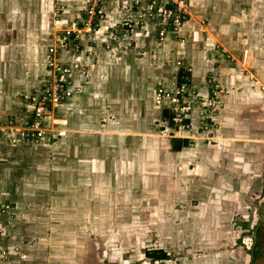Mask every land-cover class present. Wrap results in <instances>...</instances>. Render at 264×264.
<instances>
[{
	"label": "crops",
	"instance_id": "1",
	"mask_svg": "<svg viewBox=\"0 0 264 264\" xmlns=\"http://www.w3.org/2000/svg\"><path fill=\"white\" fill-rule=\"evenodd\" d=\"M210 1L207 5L209 20L217 18L219 22L232 21L238 15V20H242V23L236 21L234 24L238 37L245 31L252 30L253 26L258 33L247 36L234 54H229L220 44L215 45L205 37H201L195 52L191 49L193 43L187 44L186 51L179 52V56L185 55L192 63L190 88L195 95L194 99L198 98L210 106L207 108H202L201 105L193 106L185 120L192 131L183 136H170L168 152L179 158L180 163L187 167L197 183L196 188L199 191L197 193L202 197L196 201H206L208 206L212 205L218 212L224 209L230 218H237L242 222L238 227L242 235L240 255L235 264H264V8L258 7L263 5L262 0H241L243 2L240 4V0ZM87 2L88 0H63L61 11L55 16V0H0V122L6 123L9 118H14L15 122L20 124L31 116L32 107L26 97L39 91L40 86H37V83L43 82L47 77V73H44L45 55L50 45L51 34L55 27H72L75 21L84 17L88 9ZM12 3L15 4L13 8L6 11L3 9L5 4ZM248 3L254 5V10H257L251 16H248L245 10L242 13L240 9ZM211 4L216 5L214 7ZM131 6V0H107L102 8L104 14L95 39H105L104 33L109 32L112 27L130 22L131 26H134V33H137L139 43L146 46L149 43L147 38L149 33L145 34L141 30L143 28L138 27L139 22L140 26L146 25V20L144 23L139 10L135 11ZM192 6L189 2V10L193 8ZM250 8L252 9V6ZM192 18L190 12L179 39H183L186 34L190 37L192 34L195 35L196 31L186 33V28L192 26ZM135 27H138V31ZM48 32L51 33L49 37ZM221 34L222 32L218 31L214 35L221 38ZM230 34L233 35L234 32ZM223 36L226 42L230 41L228 34ZM212 45H215V48L207 52L206 61L204 51ZM141 48L147 52V48ZM220 48L224 49V53ZM109 50H105L106 53L96 50L97 56L95 54V58L92 59L79 57V61L86 66L83 73L78 72L74 76V86L78 87L76 95L81 91V96L75 103L70 102L73 99L68 100L53 114L51 131L55 135L61 134L54 126L55 123H59V126L66 128L64 131L66 134L80 140L77 150L75 148L74 151L71 150L72 152L67 150L65 152L62 149L64 150L62 153L78 156L74 157L76 162L79 161L78 165H86L91 159L102 161L103 147L97 143V139L102 138L104 134L110 135L107 126H99L101 119L94 113L96 107L86 103L97 93L99 86H108L111 94L110 103L118 106L119 101H125L127 104H131L132 101L144 103L148 97H142L138 87L151 89V81L157 80L155 76H150L155 69L149 66V62L141 64L135 60L133 56L136 54L135 49L130 53ZM68 56L63 57L68 60ZM245 61L249 70L245 68ZM144 71L147 72L146 75ZM203 72L207 76L202 81ZM211 75L212 84L207 81ZM142 77H146V86L142 85ZM168 83L155 86L154 91L151 89L154 101V94L159 87L165 89L168 87L167 90L174 87ZM97 98L99 96L95 99ZM165 107L167 104L163 109ZM167 111L168 107L167 110L164 109L165 113ZM140 112L146 114L147 111L143 109ZM167 117V127H172L169 114ZM200 122L207 124V127L200 128ZM16 131V128L10 127L7 133L15 134ZM51 133L47 132V135L44 134L40 139H44L42 141L44 148L48 141L46 138L54 136ZM91 137L92 143L87 141ZM17 142L22 143L19 140ZM2 144L0 140V197H10L9 199L19 203L18 208L30 205L31 209L25 214L17 210L16 217L12 202H3L9 210L5 213L0 212V220L5 221L6 217L9 220H15L19 216L35 217V213L40 212H36L35 209L39 208L38 202L48 200L35 198L38 194L32 189L34 185L31 184V180L33 181L37 173H29L28 165L25 163L30 162L32 166L36 159L29 157L42 150L43 146L22 149L18 145L6 148ZM53 149L55 151L59 148ZM57 166V169H53L54 175L70 172L69 168ZM58 181L57 184L52 180L50 189L55 188V185L59 187L70 185L64 180ZM85 184L86 182H78V185ZM30 193H33L34 197L28 196ZM32 199L37 201V204H34ZM48 199L51 202L52 198ZM43 214L40 212L39 215ZM45 214L49 217L48 212ZM18 224V222L15 224L16 235L11 237L3 234L0 226V263L49 264V258L39 254L41 248L39 244L48 236V228L33 223L25 224L26 226L22 228ZM18 236H27L30 242L24 244ZM245 250H249V253L247 252L248 257L244 258Z\"/></svg>",
	"mask_w": 264,
	"mask_h": 264
},
{
	"label": "rangeland",
	"instance_id": "2",
	"mask_svg": "<svg viewBox=\"0 0 264 264\" xmlns=\"http://www.w3.org/2000/svg\"><path fill=\"white\" fill-rule=\"evenodd\" d=\"M209 1L187 0L190 6L195 3L190 10L188 4L183 3L184 8L189 7L188 13L191 12L193 17L192 26L186 28V33L196 31L194 36L192 34L190 37L186 34L184 37L182 34L184 38L179 39L187 23L188 19H186L178 28H167L166 39L161 41L158 38L159 28L155 20L143 17L141 20L143 22L146 20V25L138 27L143 28L141 30L145 34L149 33L147 37L149 43L146 46L139 43L140 40L137 39V33L133 31V25L132 32L129 34L126 31L120 33L112 29L104 33L105 39L96 40L95 36L100 30L101 23L98 22L95 28L96 33L79 35L84 41L85 55L82 57L95 58L99 50L104 53L109 49L112 52L117 50L130 53L135 49L136 54L133 55L135 60L140 61L141 64L149 62V66L155 69L150 74L157 79L151 81L150 88L153 91L155 86L167 84L168 81L170 86H177L181 82L190 85L192 63L186 59L185 55L179 56V52L187 50V44L193 43L191 49L195 52L201 37H205L215 45L220 44L229 54H234L247 36H253L257 32L254 30L256 27L253 26L252 30H247L238 37L234 30L236 21L242 23V20H238V15L232 21L219 22L217 18L209 20L207 16ZM242 2L240 0L239 4ZM61 3L63 0H55V16L61 11ZM262 4L258 7L264 8V0ZM14 5L13 3L5 4L3 9L6 11ZM211 5L215 7L216 4ZM250 6H252L251 11ZM240 9L242 13L245 10L248 16L257 11L250 3ZM81 19L74 22L79 27H81L79 25ZM229 25H231L230 31ZM69 28L55 27L52 34L48 32L47 36L51 34V37L45 55L44 73H48L46 70L49 59L48 50L53 43V35L61 34ZM122 28L125 29L126 26ZM137 28L135 27L136 30ZM261 30L263 32V27ZM218 31L222 32L221 38L214 35ZM232 31L233 35L230 34ZM224 34L230 36V41L226 42ZM48 44L49 41L46 45ZM215 45L205 49L204 60H208L207 52L212 51ZM141 47L147 48L148 53ZM220 49L224 53V49ZM65 55L69 54L58 51L56 57L62 63L69 64L67 63L69 56L66 61L63 57ZM244 64L247 68L246 61ZM83 66L86 67L84 63ZM143 73L146 75L147 72ZM205 76L207 75L203 72L202 81ZM211 78L212 75L207 81L212 84ZM141 79L142 85L146 86V77ZM41 83L42 81L38 82L37 86H41ZM138 88L142 97L150 99L146 98V101L142 102L144 105L138 101H132L131 104L119 101L118 106L112 105L108 86H99L96 93L99 98L95 99L97 96L94 94L87 100L88 105L92 104V107H96L94 113L101 119L99 126H107V132L110 133L105 135L101 131L104 135L97 139V143L103 147L102 161L99 162L98 159H91L86 165H78L79 161L76 162L74 158L78 156L62 153L64 150L65 152L66 150L74 151L75 148L77 150L80 140L78 137L74 139V136L71 138L69 134H66L64 132L66 128L59 126V123H55L54 126L61 134L55 135L49 130L48 132H52L54 136L46 138L48 141L44 148L42 145L44 139L36 143H26L21 140L22 137L18 131L25 129L30 116L20 124L15 122L14 118H9L7 122L5 121L6 123L0 122V140L6 148L17 145L22 149L43 146V149L35 155L27 156L33 160L36 159L34 163L32 162L33 165L31 166L30 162L25 164L28 165L29 173H37L33 181L31 180V184L34 185L32 189H35V194H38L35 198L48 200V202H38L39 208H35L36 212L40 211L44 213L43 215H39V212L32 218L19 216L15 220H9L7 217L5 221L1 219L2 233L9 237L16 235L14 234L16 222L22 228L29 223L36 226L45 225L48 228V236H45L48 242L44 240V237L39 244L41 246L39 254L42 257H48L49 264H229V262L235 264L240 255L242 235L238 227L242 222L237 218H230L229 213L224 209L218 212L212 205L208 206L206 201H196L197 198L202 197L200 193H197V183L187 167L180 163L179 158H175L168 152L170 136L187 135L192 130L176 125L167 127L169 111L165 113L164 109L167 110V107L163 109L167 102L156 104L151 89ZM79 93L70 101L71 103L78 101L81 96ZM31 95L25 97L28 98ZM195 100L193 106H199ZM143 109L147 111L146 114L139 113ZM10 127L16 128L15 134L7 133ZM44 134L47 135V132ZM17 139L23 144L18 143ZM87 141L92 143L93 138ZM53 147L59 149L54 151ZM83 156L88 157V155ZM57 165L64 169L69 168L70 172L54 175L53 169H57ZM52 180L57 184L58 180H64L70 185L62 187L55 185V188L50 189ZM78 182H86V184L78 185ZM28 196L34 197V194L30 193ZM49 197L53 201L51 199L50 202ZM9 198L0 197V212L5 213L9 210V207L6 210L2 208L3 202H12L16 217H18L17 210L25 214L31 209L30 205L18 208L19 203ZM32 201L37 204L34 199ZM47 212L49 217L45 214ZM1 215L4 216V214ZM18 237L24 244L30 242L27 236ZM148 251H162L168 256L167 260L158 261L149 258L146 255ZM247 252L249 253V250H245L244 258L248 257Z\"/></svg>",
	"mask_w": 264,
	"mask_h": 264
},
{
	"label": "built area",
	"instance_id": "3",
	"mask_svg": "<svg viewBox=\"0 0 264 264\" xmlns=\"http://www.w3.org/2000/svg\"><path fill=\"white\" fill-rule=\"evenodd\" d=\"M107 0H88V9L84 19H81L79 27L76 23L61 34L53 35V43L48 50L47 77L43 80L40 90L27 98V102L32 107L31 118L21 134V140L26 143H36L45 132L51 130L50 126L53 120L55 110L62 104L75 97L78 87L74 86V74L76 72L83 73L86 70L79 57L84 54V41L80 34H88L97 32L96 27L104 14L103 6ZM132 8L139 10L140 18L145 17L149 20H155L158 30V38L163 41L166 38L167 28H178L188 18L187 0H131ZM188 4L187 8L183 7V3ZM182 5V6H181ZM183 7V8H182ZM141 25V22L138 23ZM126 26L125 29L122 27ZM131 23L124 22L116 27H112L115 32H132ZM109 31V32H110ZM81 39V40H80ZM58 51H64L69 54V64L62 63L56 56ZM89 53V52H86ZM90 55V53H89ZM88 57V56H87ZM191 91L190 85L181 82L172 89L167 90L159 87L156 90V104H168V114L173 125L190 128L185 120L193 108L194 100L207 108L204 101L195 98ZM197 97V96H196ZM200 128L207 127V124L200 122ZM15 139V138H14ZM13 139V140H14ZM16 140V139H15ZM18 140V139H17ZM4 210L8 208L5 204L1 205ZM1 226V224H0ZM1 260V259H0ZM1 264V263H0Z\"/></svg>",
	"mask_w": 264,
	"mask_h": 264
},
{
	"label": "trees",
	"instance_id": "4",
	"mask_svg": "<svg viewBox=\"0 0 264 264\" xmlns=\"http://www.w3.org/2000/svg\"><path fill=\"white\" fill-rule=\"evenodd\" d=\"M146 255L149 257V258H154L158 261H163V260H167V255L162 252V251H148L146 253Z\"/></svg>",
	"mask_w": 264,
	"mask_h": 264
}]
</instances>
